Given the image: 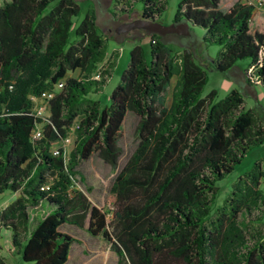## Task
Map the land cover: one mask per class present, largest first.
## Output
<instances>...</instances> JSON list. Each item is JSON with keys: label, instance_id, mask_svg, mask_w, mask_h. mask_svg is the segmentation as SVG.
<instances>
[{"label": "trees", "instance_id": "trees-1", "mask_svg": "<svg viewBox=\"0 0 264 264\" xmlns=\"http://www.w3.org/2000/svg\"><path fill=\"white\" fill-rule=\"evenodd\" d=\"M135 1L144 19L155 21L163 7L162 0ZM253 7V0H234L225 10L219 0H180L173 23L200 28L201 43L218 46L215 70L227 72L246 60L244 84L264 86V19L253 15ZM77 12L74 0L0 4V193H17L0 209V228L9 232L20 261L63 264L74 239L58 227H82L87 218L86 230L108 242L115 264H264V223L248 222L252 212H264L260 161L214 205L216 182L248 149L264 143V127L244 108L240 90L202 95L206 74L191 53H174L159 34L147 32V51L132 45L102 104L98 94L109 71L98 65L105 36L92 8L74 24ZM74 71L76 76L67 74ZM58 81L41 136L32 142L37 121L29 96ZM127 111L137 117L136 144L108 186L104 210L72 190V183L77 164L92 154L116 167ZM69 133L68 153L51 154V145ZM35 206L41 217L28 229L27 208Z\"/></svg>", "mask_w": 264, "mask_h": 264}, {"label": "rangeland", "instance_id": "rangeland-1", "mask_svg": "<svg viewBox=\"0 0 264 264\" xmlns=\"http://www.w3.org/2000/svg\"><path fill=\"white\" fill-rule=\"evenodd\" d=\"M78 5V12L73 17V23H78L87 9L92 8L95 12L96 24L105 36L104 48L107 54L103 61L98 65L100 70L107 69L108 76L101 86L98 96L102 104L108 102V95L114 85L118 82L119 75L128 61V53L133 44L139 43L147 51L148 38L147 31L142 29H130L125 32H115V27L122 22L130 21L139 17L141 3L135 0H74ZM180 0H162L163 7L155 17V21L162 25L173 23L174 13ZM234 0H219V8L225 10ZM253 15L264 19V4L254 3ZM202 30L198 27H189L186 34L167 32L159 34L163 42L174 53L187 50L191 53L193 60L206 74V83L202 88V95L209 90L216 91V98L222 97L230 89L237 88L242 93L244 108H250L258 117L264 127V86L245 85L242 80L241 69L246 60H238L236 66L227 72L217 71L212 67V60L218 50L216 44H203L200 41ZM69 76H76L77 71L68 72ZM176 76L173 75L168 83L166 91L163 93L161 103L168 106L170 101L171 89L174 85ZM137 117L127 111L121 124L117 137V144L120 148V155L117 165L112 168L109 164L92 154L91 157L81 160L77 166V174L74 176L72 190L81 191L92 205L106 209L104 198L107 194L108 186L119 167L124 163L128 155L132 152L136 144L134 127ZM70 143L65 147V154L72 146V133H69ZM58 142H54L51 148L57 147ZM255 161H260L264 166V143L252 146L248 149L240 161L233 168L225 173L217 182V195L214 205L220 204L226 193L230 189L231 183L237 176L247 171ZM78 176H81L79 179ZM45 209V208H44ZM46 210V209H45ZM28 229L34 225L36 220L41 217V210L38 206L28 207ZM109 220L110 214H107ZM258 218V219H257ZM248 222L250 226H258L264 223V212L260 210L252 212ZM87 218L82 227L62 224L61 231L70 235L74 241L68 253L65 264H115V254L109 250L108 242L101 235H91L86 230ZM0 255L7 258L10 262V255L13 249L6 248L8 243L7 236H2L0 228ZM4 234V232H3ZM26 264V263H22Z\"/></svg>", "mask_w": 264, "mask_h": 264}, {"label": "built area", "instance_id": "built-area-1", "mask_svg": "<svg viewBox=\"0 0 264 264\" xmlns=\"http://www.w3.org/2000/svg\"><path fill=\"white\" fill-rule=\"evenodd\" d=\"M253 3L263 4L264 0H253ZM93 78L99 77V71H96L92 75ZM62 85L61 81H58L52 90H46L43 91L39 96L30 95L29 99L32 103V114L37 122H35L34 127L31 129L29 138L33 142L41 136V124L45 123L47 121L49 111H48V101L51 98L53 94V90L60 88ZM10 87V86H9ZM69 135L65 136L64 138L59 140V144L55 148H51L50 152L53 155H56L59 153V149H62L63 153H65V147L70 143ZM41 188H46V186H43Z\"/></svg>", "mask_w": 264, "mask_h": 264}, {"label": "water", "instance_id": "water-1", "mask_svg": "<svg viewBox=\"0 0 264 264\" xmlns=\"http://www.w3.org/2000/svg\"><path fill=\"white\" fill-rule=\"evenodd\" d=\"M130 29H142L147 32L163 34L167 32H175L177 34H186L188 32V24L185 21L162 25L151 19L136 18L130 21L120 23L115 32H125Z\"/></svg>", "mask_w": 264, "mask_h": 264}, {"label": "crops", "instance_id": "crops-1", "mask_svg": "<svg viewBox=\"0 0 264 264\" xmlns=\"http://www.w3.org/2000/svg\"><path fill=\"white\" fill-rule=\"evenodd\" d=\"M2 3V0H0V4ZM253 10H254V7H253ZM252 10V11H253ZM105 54H107L106 53V51H105ZM236 66V65H235ZM95 97H97V96H95ZM17 195V193L16 192H14V193H9V192H7V191H4V192H2V193H0V209L2 208V207H4L9 201H11L15 196ZM40 218V217H39ZM38 218V219H39ZM37 219V220H38ZM65 224H67V223H65ZM62 225V224H61ZM61 225L58 227V230L59 231H61L60 230V227H61ZM70 225V224H69ZM0 232H1V230H0ZM3 232H4V234H3ZM61 232H64V231H61ZM65 233V232H64ZM7 236V240H8V243H7V245H6V248H9V249H13L12 248V245H11V243H10V234H9V232L6 230V229H2V236ZM73 243V242H72ZM72 243H71V245H72ZM71 245H70V247H71ZM69 250H70V248H69ZM69 253V252H68ZM10 255V262L8 261L7 262V258H5L3 255H2V260H3V263L4 264H22V262L20 261V259H19V255H18V251H17V249L15 248V249H13V252L11 253V254H9ZM0 257H1V255H0ZM67 259H68V256H67ZM67 259H66V261H67ZM65 261V262H66ZM65 262L63 263V264H65Z\"/></svg>", "mask_w": 264, "mask_h": 264}, {"label": "flooded vegetation", "instance_id": "flooded-vegetation-1", "mask_svg": "<svg viewBox=\"0 0 264 264\" xmlns=\"http://www.w3.org/2000/svg\"><path fill=\"white\" fill-rule=\"evenodd\" d=\"M118 26V25H117ZM116 28V27H115Z\"/></svg>", "mask_w": 264, "mask_h": 264}]
</instances>
